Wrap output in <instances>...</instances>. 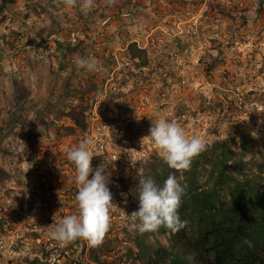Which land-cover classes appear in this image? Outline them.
Here are the masks:
<instances>
[{
  "label": "rangeland",
  "instance_id": "rangeland-1",
  "mask_svg": "<svg viewBox=\"0 0 264 264\" xmlns=\"http://www.w3.org/2000/svg\"><path fill=\"white\" fill-rule=\"evenodd\" d=\"M78 3L0 0V264L80 259L86 241L61 246L47 227L78 214L66 153L83 139L92 141V168L111 173L109 264L129 263L125 229L134 228L117 179L131 181L162 157L142 141L151 120L176 122L206 146L238 147L246 136L264 161V0H95L87 15ZM71 34L87 41L82 56L95 55L101 72L74 63L80 48L59 49ZM35 43L55 49L47 61L22 50Z\"/></svg>",
  "mask_w": 264,
  "mask_h": 264
},
{
  "label": "trees",
  "instance_id": "trees-1",
  "mask_svg": "<svg viewBox=\"0 0 264 264\" xmlns=\"http://www.w3.org/2000/svg\"><path fill=\"white\" fill-rule=\"evenodd\" d=\"M87 45V41L80 40L58 44L66 55L80 48V56ZM129 50L133 57L141 59L142 67L147 65L141 57L143 50L135 44ZM71 115L77 126L85 128L83 118ZM247 138L239 137L238 147L234 139L213 142L187 170L170 169L162 157L153 155L138 177L131 181L117 179L126 195V215L138 210L136 186L141 177H152L162 186L168 175L174 174L185 186L178 209L181 219L188 221L184 229L172 232L161 226L157 231L141 233L138 222L127 217L134 226L125 229L132 244L124 253L128 264H264V161L260 151L252 156L254 150L246 144ZM111 230L110 227L102 243L95 247L85 242L81 245L79 239L73 241V245L82 246L80 259H70L66 264H85V253L90 264H109L107 258L114 255L115 240L108 237ZM27 264L48 263L36 258Z\"/></svg>",
  "mask_w": 264,
  "mask_h": 264
},
{
  "label": "clouds",
  "instance_id": "clouds-1",
  "mask_svg": "<svg viewBox=\"0 0 264 264\" xmlns=\"http://www.w3.org/2000/svg\"><path fill=\"white\" fill-rule=\"evenodd\" d=\"M111 2L112 0H107V3ZM77 3L78 0H63V6L68 8L77 6ZM94 3L95 0H79L81 13L87 15ZM74 63L85 72L102 71L98 59L92 54L78 56ZM251 134L254 137L257 135L255 131ZM144 140H150L160 151L168 167L174 170L189 169L192 160L206 147L200 137L193 136L189 139L181 125L165 119L151 120L149 134L142 138ZM91 143V140L83 139L66 153L67 160L74 165L76 172L78 191L75 201L78 214L64 215L59 223L47 227L49 236L61 246L78 239L86 241L90 246H98L110 228V211L115 207L109 189L111 173L104 163L92 168ZM136 187L138 210L126 216L132 222H138L139 232H154L161 226L178 232L187 226L188 221L181 219L178 212L185 186L178 181L176 175L169 174L162 186L152 177H141ZM122 195L126 200V195Z\"/></svg>",
  "mask_w": 264,
  "mask_h": 264
},
{
  "label": "built area",
  "instance_id": "built-area-1",
  "mask_svg": "<svg viewBox=\"0 0 264 264\" xmlns=\"http://www.w3.org/2000/svg\"><path fill=\"white\" fill-rule=\"evenodd\" d=\"M69 41L71 43L76 42V38L73 34H71ZM22 50L27 53H32V54L37 55L38 60L47 61L52 56L55 49L53 50H51L50 48L47 49L46 44L35 43V45H24Z\"/></svg>",
  "mask_w": 264,
  "mask_h": 264
}]
</instances>
